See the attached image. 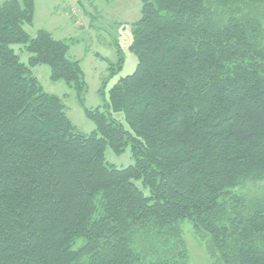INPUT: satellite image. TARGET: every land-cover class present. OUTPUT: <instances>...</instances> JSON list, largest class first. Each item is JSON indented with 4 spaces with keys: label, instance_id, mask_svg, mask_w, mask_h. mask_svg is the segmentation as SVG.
<instances>
[{
    "label": "trees",
    "instance_id": "obj_1",
    "mask_svg": "<svg viewBox=\"0 0 264 264\" xmlns=\"http://www.w3.org/2000/svg\"><path fill=\"white\" fill-rule=\"evenodd\" d=\"M140 9L136 68L108 94L127 127L94 109L83 135L30 70L80 95L67 40L28 35L34 0L0 2V264H190L183 222L209 264H264V0Z\"/></svg>",
    "mask_w": 264,
    "mask_h": 264
},
{
    "label": "rangeland",
    "instance_id": "obj_2",
    "mask_svg": "<svg viewBox=\"0 0 264 264\" xmlns=\"http://www.w3.org/2000/svg\"><path fill=\"white\" fill-rule=\"evenodd\" d=\"M6 0H0L3 2ZM32 23L22 26L30 37L40 29L47 30L55 39L67 40L68 58L78 60L85 88L80 95L65 81H53L47 65L30 67L46 93L62 99L65 114L74 131L88 134L96 125L86 111L94 109L127 127L120 111L108 107L109 89L119 78L135 70L136 56L129 49L132 28L140 17L141 0H34ZM11 47L22 62H27L28 51L21 44ZM106 164L115 168L131 165L129 147L115 154L111 147L104 151ZM249 192H264V181L248 186ZM248 191V190H247ZM183 235L189 248L190 264H209L205 249L194 235L191 225L183 222Z\"/></svg>",
    "mask_w": 264,
    "mask_h": 264
}]
</instances>
